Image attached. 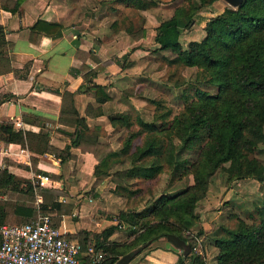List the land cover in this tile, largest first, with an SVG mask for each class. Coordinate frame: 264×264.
I'll list each match as a JSON object with an SVG mask.
<instances>
[{
  "label": "trees",
  "instance_id": "trees-1",
  "mask_svg": "<svg viewBox=\"0 0 264 264\" xmlns=\"http://www.w3.org/2000/svg\"><path fill=\"white\" fill-rule=\"evenodd\" d=\"M21 1L16 0L15 5ZM186 1V5L177 8L170 18L159 24L154 41L158 50L176 53L175 57L168 59L169 64L196 67L205 74L208 84L216 86V93L210 94L195 86L193 98L188 100L186 97L183 110L175 115L170 108L159 111L165 108L163 100H151L156 106L153 120L148 122L138 118L140 128L128 133L119 150L102 154L94 174L101 175L113 161L117 162L113 159L127 155L134 162L127 171L128 176L150 180L168 166L172 180L191 174L194 183L175 195H160L152 208L143 209L140 213H120V223H129L131 228L146 215H154L155 219L145 222L147 228L136 235L134 250L125 248V241L107 240L118 225L107 227L96 235L104 240L97 242L96 247L106 254L99 264H114L122 255L141 250L168 234H174L189 244L191 251L193 245L182 232L195 223L196 202L204 196L209 178L217 171H223L228 182L243 179L264 181V163L257 157L264 149V0H243L237 7L225 8L207 22L203 39L190 41L183 48L180 26L190 27L195 22L196 12L217 0ZM130 2L131 6L145 9L142 0ZM31 28L57 37L61 34L62 25L38 20ZM125 28L131 32L129 27ZM2 35L0 27V43ZM99 89L95 86L96 93ZM105 99L109 97L105 96ZM108 118L114 127L128 130L133 127L129 114L116 113ZM78 121L81 128L76 129L72 145L78 144L83 136L85 139L86 125L82 119ZM135 137H141L142 143L133 151ZM173 138L178 140V144ZM0 140L5 144L19 143L22 146L27 141L36 152H50L61 161L67 156L48 146L45 133L16 131L11 123L5 121L0 122ZM187 151L195 152L193 161L180 157ZM16 178L6 170L0 175V191L4 195V188ZM4 201L0 202V224H10L7 218L3 219ZM255 214L256 219L251 214V223L238 219L233 227H221V234L214 241L219 250L216 264H264V206L258 207ZM12 215L21 222L11 225H21L35 219L39 213L32 205L17 204ZM50 219L57 227L59 218L56 221ZM177 264H181L180 261ZM190 264L199 263L193 258Z\"/></svg>",
  "mask_w": 264,
  "mask_h": 264
},
{
  "label": "crops",
  "instance_id": "crops-1",
  "mask_svg": "<svg viewBox=\"0 0 264 264\" xmlns=\"http://www.w3.org/2000/svg\"><path fill=\"white\" fill-rule=\"evenodd\" d=\"M130 1L114 0L108 9L104 0H22L18 6L16 0H0V122L33 134L45 133L48 146L67 155L61 161L50 152L39 153L28 145L0 140V171L18 177H26L21 171H94L102 154L114 150L106 148L115 131L108 117L111 112L138 110L143 105L145 100L136 84L138 70L147 65L149 54L157 48L154 36L160 24L156 21L158 9L146 8L141 11L146 16L142 28L132 27L128 32L123 26H112L123 12L132 10ZM217 4L219 1L212 5ZM150 18L156 21L154 28ZM38 20L61 24V34L54 37L33 30ZM95 86L100 87L97 93ZM126 88H133L134 93L126 96ZM79 119L86 125L85 139L83 136L72 145L76 129L81 128ZM54 186L64 189L53 180L41 188ZM60 199L66 201L62 196ZM72 204L71 214L59 219L58 228L79 242L80 261L86 264L89 248L94 251L96 243L104 241L96 235L115 221L105 214L109 212L106 205L88 198L80 205ZM125 237L116 227L107 240L123 242ZM209 252L212 250L206 254ZM179 261L189 264L187 254L160 237L135 253L127 264Z\"/></svg>",
  "mask_w": 264,
  "mask_h": 264
},
{
  "label": "rangeland",
  "instance_id": "rangeland-1",
  "mask_svg": "<svg viewBox=\"0 0 264 264\" xmlns=\"http://www.w3.org/2000/svg\"><path fill=\"white\" fill-rule=\"evenodd\" d=\"M104 1H106L109 9L114 0ZM142 1L145 9L146 7L147 10H150L149 8L151 10L158 9L160 12V16L156 20L158 23L166 20L177 8L187 4L186 0ZM217 1H219L217 6L206 5L197 11L194 15L195 22L190 27L183 24L180 26V43L183 48L192 40L199 41L203 39L207 22L224 11L225 8L232 7L224 0ZM216 8L219 10H216ZM131 9L123 12V15L114 20L111 25L142 28L146 22L144 19L146 16L144 17L141 12L144 9L135 6H131ZM150 20V25L154 28L156 21H154V18H150ZM175 56L176 53L171 50H158L155 48L152 50V54H149L150 58H148L147 65L145 63L140 66L142 68L138 70L136 84L139 85V95L145 101L138 110H134V108L122 110L121 113L131 116L133 127L129 130L124 127H115L112 134V137L114 135L113 141L108 144L107 149L119 150L128 133L137 131L140 128L138 118L148 122L153 120L154 115H156V106L151 103V100H163L165 108L159 111L170 108L173 115H175L183 110L186 97L188 100L193 98L195 86L208 91L210 94L216 93V86L208 84L205 74L196 67L169 64L168 59ZM130 92L134 93V89L126 88L123 93L128 96ZM114 114L116 113L111 112V115ZM13 129L23 131L16 127ZM173 140L178 144L177 139L173 138ZM140 143H142L141 137H135L132 150L134 151V147ZM27 145L26 141L24 146ZM102 150L104 149L102 148ZM54 156L59 158L55 154ZM195 156L196 154L193 151H187L180 155L181 158L190 161H193ZM257 157L264 163V149ZM113 160H117V162L113 161L101 175H95L94 171L90 170L21 171L26 177L17 176L8 187L4 188L7 199L3 202L5 208L3 219L7 218V223L10 224L21 222L20 219L12 215L13 208L17 204H28L32 205L40 215H49L56 221L58 218L62 219L63 215L71 214L73 201L80 205L84 198H88L95 204L109 207V212H105V214L108 213L115 221V225H118L117 227L125 233L126 237L122 239L123 242L125 241V248L134 250L137 245L135 242L136 235L143 232L147 228L145 222L153 221L155 216L150 214L141 217L138 224L131 228L129 223H120V213L127 211L140 213L143 209L152 208L155 200L160 195H175L188 187H192L194 182L191 174L172 180L168 166H165L159 175L150 180L128 176L127 171L134 164L130 157L120 155ZM33 162L36 161L33 160ZM3 173L4 171H0V175ZM37 174L48 175L53 181L62 184L64 189L60 190L58 186L39 187L36 180ZM78 195L83 197L76 198ZM60 196L64 197L66 201L60 199ZM260 206H264V181L260 183L254 179H243L228 182L226 174L223 171H217L209 178L204 196L196 202L194 212L197 219L195 223L185 232L181 231L183 236L193 245L191 251L187 254L188 263L190 264L192 259L195 258L199 264H216V256L219 250L214 241L221 234V227H233L238 219L251 223L253 221L251 214L253 213L256 219V209ZM131 229H134L137 233H132ZM210 250L212 252L207 255L206 253ZM99 252L103 254V258H101L103 260L106 256L105 252L99 248L93 251L94 254Z\"/></svg>",
  "mask_w": 264,
  "mask_h": 264
},
{
  "label": "built area",
  "instance_id": "built-area-1",
  "mask_svg": "<svg viewBox=\"0 0 264 264\" xmlns=\"http://www.w3.org/2000/svg\"><path fill=\"white\" fill-rule=\"evenodd\" d=\"M36 180L39 187L52 184L45 174H37ZM4 199L0 191V202ZM89 253L86 264H99L103 254L91 248ZM80 257L79 242L52 225L49 215L39 214L21 225L0 224V264H82Z\"/></svg>",
  "mask_w": 264,
  "mask_h": 264
},
{
  "label": "water",
  "instance_id": "water-1",
  "mask_svg": "<svg viewBox=\"0 0 264 264\" xmlns=\"http://www.w3.org/2000/svg\"><path fill=\"white\" fill-rule=\"evenodd\" d=\"M226 1L229 5H231L232 7H237L239 6L243 0H224ZM166 239L176 248L178 249H183L184 254H188L190 252V245L184 243V241L182 239H180L178 236L174 235V234H168L166 236ZM139 251V250H138ZM138 251H134L132 253H126L124 255H122L121 257H119L114 264H127L130 259L133 257V255L135 253H137Z\"/></svg>",
  "mask_w": 264,
  "mask_h": 264
}]
</instances>
